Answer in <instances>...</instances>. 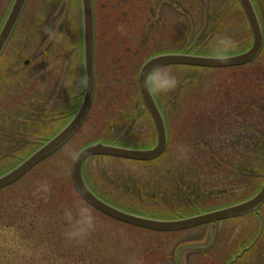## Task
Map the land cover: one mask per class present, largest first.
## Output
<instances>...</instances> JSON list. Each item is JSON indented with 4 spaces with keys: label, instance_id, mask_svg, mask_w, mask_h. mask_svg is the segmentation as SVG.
Returning a JSON list of instances; mask_svg holds the SVG:
<instances>
[{
    "label": "rangeland",
    "instance_id": "rangeland-1",
    "mask_svg": "<svg viewBox=\"0 0 264 264\" xmlns=\"http://www.w3.org/2000/svg\"><path fill=\"white\" fill-rule=\"evenodd\" d=\"M13 1L0 0V29ZM254 1L264 26V0ZM146 3L150 10L143 13L137 25H131L129 19L137 20L136 10H144ZM95 5L99 9V47L91 111L65 147L21 181L0 191V263L231 264L233 259L243 257L239 264H264V206L261 215L253 213L218 224L215 241L208 246L210 226L149 232L108 218L80 197L72 177L74 159L90 144L137 148L156 145V128L143 105L138 78L149 57L166 51L226 56L251 47L252 31L239 1L95 0ZM114 11L119 20L112 19ZM82 31L81 0L28 1L0 59V132L12 134L10 139H0V176L38 150L76 113L85 91ZM218 37L228 38V52L213 48ZM188 70H213L196 78L218 87L223 82L239 85L238 81L250 74L247 70L264 67L253 63L223 69L161 68L151 76V89L174 117L181 108L177 103L179 83ZM10 73L11 79L3 82L2 77ZM162 74L175 78V88L155 90L153 81L162 85ZM237 116V112L232 113L238 124L223 129L229 130L226 135L209 138L211 147L226 148L223 156L240 166L243 158L233 147L243 132L242 119ZM216 121L219 126L220 118ZM200 122H195V131L180 123L176 142L183 139V144L171 146L157 161L89 158L83 169L85 181L113 205L162 219L195 216L219 205L240 202L259 191L264 180L229 176L198 156L193 148L199 143L196 136ZM245 143L241 139L237 144L243 153ZM82 206L91 210L95 227L83 237L69 239L66 233L71 225L64 210L73 209L75 216Z\"/></svg>",
    "mask_w": 264,
    "mask_h": 264
},
{
    "label": "water",
    "instance_id": "water-1",
    "mask_svg": "<svg viewBox=\"0 0 264 264\" xmlns=\"http://www.w3.org/2000/svg\"><path fill=\"white\" fill-rule=\"evenodd\" d=\"M253 34L252 47L245 53L229 57H209L189 54H164L151 58L139 74V89L157 130V144L153 149L142 150L96 143L82 150L72 165L73 182L82 199L102 214L127 225L153 232H178L210 224L209 243H213L214 227L226 220L257 212L264 204V186L251 199L227 208L181 220H159L148 218L116 208L98 198L86 185L83 176L84 163L91 157L106 156L132 161H152L159 158L167 149L169 134L164 116L151 92L150 77L160 68L183 66L207 69L241 67L255 61L264 46V35L257 11L252 0H239ZM28 0H14L10 12L0 31V57L10 41ZM83 55L86 87L80 107L71 121L53 138L35 151L20 165L0 177V190L18 182L43 161L50 158L67 144L85 121L96 91L95 76V15L93 0H81ZM195 249L194 247H191Z\"/></svg>",
    "mask_w": 264,
    "mask_h": 264
},
{
    "label": "trees",
    "instance_id": "trees-1",
    "mask_svg": "<svg viewBox=\"0 0 264 264\" xmlns=\"http://www.w3.org/2000/svg\"><path fill=\"white\" fill-rule=\"evenodd\" d=\"M149 10L150 6L147 3L144 10H136L137 12L135 15L137 16V20L129 19L131 25H137L138 19L140 17L143 19V13L147 14ZM117 17L119 18L117 12H113L112 19L114 20ZM254 65L263 69L264 61H261V58H259ZM188 71L189 73H187L185 78L179 83L181 91L179 92V101H177V103L179 107L181 104V108L178 109L177 116L174 117L167 112V104L162 105L161 102L158 101L170 123L172 133L170 147L176 146L178 133L182 129L179 128L180 123H184V125L189 128H194L195 131L197 127L195 122L198 123L202 120L197 128L201 131H198L199 134L196 136L199 139H197L199 143L195 149L193 148V150L199 152L198 156L200 158H207L208 163L217 167L219 172H223L229 176L264 180V70H247L250 74L241 79V81H238L240 83L239 85L234 83L230 86L227 85L226 82H223L218 87L208 85L205 79L202 81L196 78L197 75L200 76V73L213 72V70ZM220 71L221 70L215 72ZM11 75L10 73L7 77H2L3 82L11 79ZM217 96L219 97L217 98ZM237 104L238 106H235ZM231 106L235 108L230 110ZM237 107H241V110H238ZM216 109H220V111L217 110V113L214 112ZM233 112H237V117L242 119L241 125L243 126V132L238 134L236 138L237 141L239 140L238 143H233V147L235 146L234 148L238 150L240 156L243 158L239 164L240 166L230 163L227 156H223L222 152L226 148L219 150L214 146H210L211 142L209 137L211 135H226L229 130L223 129H230L232 125L238 124L234 117H232ZM212 113H214V116L211 115ZM218 118L221 120L219 126L216 121ZM215 129L218 130L216 131ZM11 135L12 134L0 132V139H10ZM241 139L246 140L244 148L246 150L244 153L239 150V145H237L240 144ZM180 142L181 143H177V147L183 144V139H181ZM177 147L175 148L177 149ZM200 193L204 192L200 191ZM60 214H62V212ZM262 235L264 236V230ZM242 259L243 257L232 264H239ZM231 260L232 259H229V261ZM223 264H228V261Z\"/></svg>",
    "mask_w": 264,
    "mask_h": 264
},
{
    "label": "clouds",
    "instance_id": "clouds-1",
    "mask_svg": "<svg viewBox=\"0 0 264 264\" xmlns=\"http://www.w3.org/2000/svg\"><path fill=\"white\" fill-rule=\"evenodd\" d=\"M230 47L231 43L227 37H218L213 44L214 49L224 53L228 52ZM162 78L164 80L162 85L158 80L153 81V87L155 90L165 92L175 88L176 80L174 77L168 74H162ZM44 190H48L47 185L44 186ZM64 214L71 225V230L66 233L69 239L83 237L95 227V218L93 217L91 210L86 206L77 208L75 216H73V209L71 208H65Z\"/></svg>",
    "mask_w": 264,
    "mask_h": 264
},
{
    "label": "flooded vegetation",
    "instance_id": "flooded-vegetation-1",
    "mask_svg": "<svg viewBox=\"0 0 264 264\" xmlns=\"http://www.w3.org/2000/svg\"><path fill=\"white\" fill-rule=\"evenodd\" d=\"M163 3V2H162Z\"/></svg>",
    "mask_w": 264,
    "mask_h": 264
}]
</instances>
